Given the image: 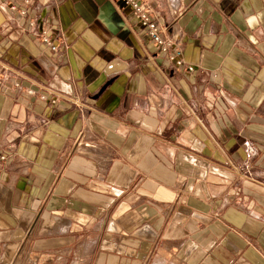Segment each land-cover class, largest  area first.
Segmentation results:
<instances>
[{
	"label": "crops",
	"instance_id": "obj_1",
	"mask_svg": "<svg viewBox=\"0 0 264 264\" xmlns=\"http://www.w3.org/2000/svg\"><path fill=\"white\" fill-rule=\"evenodd\" d=\"M136 1L0 0V264H264V0Z\"/></svg>",
	"mask_w": 264,
	"mask_h": 264
},
{
	"label": "built area",
	"instance_id": "obj_2",
	"mask_svg": "<svg viewBox=\"0 0 264 264\" xmlns=\"http://www.w3.org/2000/svg\"><path fill=\"white\" fill-rule=\"evenodd\" d=\"M126 5L130 6L132 10L139 16L141 25L145 28L146 34L152 40V42L159 48V50L163 53H168L170 49L174 46L172 42L167 41L163 37V27L158 24L154 18L152 11L147 7L141 6L136 0H121ZM15 9V7H13ZM26 11H22L23 15H26ZM43 41L52 46V49L56 51L58 49L57 46H54V43L51 42L50 37L46 31L42 32ZM182 52L180 50H176L175 53L171 56V60L176 61L178 66L183 65V61L181 60ZM192 71V68H189Z\"/></svg>",
	"mask_w": 264,
	"mask_h": 264
}]
</instances>
